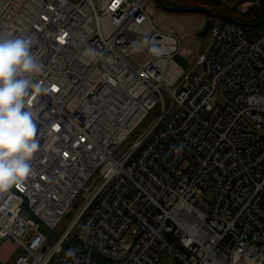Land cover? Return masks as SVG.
Wrapping results in <instances>:
<instances>
[{"label":"built area","instance_id":"2783aa9c","mask_svg":"<svg viewBox=\"0 0 264 264\" xmlns=\"http://www.w3.org/2000/svg\"><path fill=\"white\" fill-rule=\"evenodd\" d=\"M151 1L0 0L44 66L34 174L0 193L14 264H264V33L224 20L180 61Z\"/></svg>","mask_w":264,"mask_h":264},{"label":"clouds","instance_id":"9594fccd","mask_svg":"<svg viewBox=\"0 0 264 264\" xmlns=\"http://www.w3.org/2000/svg\"><path fill=\"white\" fill-rule=\"evenodd\" d=\"M33 43L31 37L0 32V193L19 187L34 174L32 161L40 149L36 116L26 101L44 91L37 82L44 66L32 53ZM144 48L154 57L165 54V49L148 37L135 43L133 50ZM83 55L91 63L103 59V53L91 47Z\"/></svg>","mask_w":264,"mask_h":264},{"label":"rangeland","instance_id":"374dc122","mask_svg":"<svg viewBox=\"0 0 264 264\" xmlns=\"http://www.w3.org/2000/svg\"><path fill=\"white\" fill-rule=\"evenodd\" d=\"M191 1L192 2H190V1L186 2L184 0H181L182 4L183 3L184 4L185 3H188V4H194L195 3V0H191ZM220 1L222 3L214 5L215 8H217V9L215 10L216 12L209 17L211 24H210L209 29L206 32V34L204 36H201L199 34L203 29H201L199 32H197L195 34L197 36L198 40L201 42L200 45L203 48L202 50H204L207 47L208 43L211 40V27L214 24H218V23H221L222 21H224V17H222V15H218V13L228 14V15H231L233 17H238L240 19L242 18L241 20L246 21L250 17L246 14L249 12L250 9H252L255 6V5H248L247 6L246 2H249V0H220ZM181 2L179 1V3H181ZM160 3H161V0H152L150 2V5H149L150 11L151 10H157V11H164L166 13L170 12L168 10L163 9V7ZM164 3L171 5V4L175 3V0H164ZM235 7H236V9H234ZM229 8H232V9L230 10ZM151 14H152V12H151ZM200 14H202V13L200 12ZM152 15H154V12ZM186 15H188L189 19H190L191 18L190 16L194 15V13H187ZM189 22H188V25H190ZM178 60H180V59L178 58ZM180 61H182V60H180ZM219 100H220V102L226 101L225 98L221 95H219ZM152 116H153V114L150 116V118ZM150 118H147L140 125L139 129L134 134V136L140 134L146 128L147 123H148ZM213 197H214L213 194L211 192H208V198L210 200H212ZM24 215H28V214L25 212ZM71 218H72V213L70 214V216H68V218L65 219V224L69 223ZM21 253H23V249H21L13 239L0 240V261L4 262L6 264H14L15 260L17 259V257Z\"/></svg>","mask_w":264,"mask_h":264},{"label":"crops","instance_id":"0c3cea01","mask_svg":"<svg viewBox=\"0 0 264 264\" xmlns=\"http://www.w3.org/2000/svg\"><path fill=\"white\" fill-rule=\"evenodd\" d=\"M168 11L170 12L151 10L152 14L154 12L152 16L155 23L163 29L177 32L182 37L181 60L194 58L203 49L195 34L204 28L208 17L200 13H194L189 19L186 12ZM188 22L190 25H188Z\"/></svg>","mask_w":264,"mask_h":264},{"label":"trees","instance_id":"16d2710c","mask_svg":"<svg viewBox=\"0 0 264 264\" xmlns=\"http://www.w3.org/2000/svg\"><path fill=\"white\" fill-rule=\"evenodd\" d=\"M181 0H175V3L169 5L167 3H164V0H161V5L164 9L172 10L174 12H186V13H202L203 15L209 17L213 15L217 8H215L214 5L222 3L220 0H195L194 4H188V3H179ZM186 2H192L191 0H184ZM230 10L232 8H229ZM236 9V7L234 8ZM238 13V12H237ZM218 15H222L224 17V20L228 21H234V22H240L247 32V34L250 37H257L260 34L264 33V0H261L260 5H255L252 9L249 10V12L246 14L250 16L246 21L241 20L238 17H233L228 14H222L218 13ZM244 19V18H243ZM207 20V21H208ZM75 244V240L71 242V246ZM0 264H6L2 261H0Z\"/></svg>","mask_w":264,"mask_h":264},{"label":"water","instance_id":"95a60500","mask_svg":"<svg viewBox=\"0 0 264 264\" xmlns=\"http://www.w3.org/2000/svg\"><path fill=\"white\" fill-rule=\"evenodd\" d=\"M210 24H211V21L208 20V21L206 22V24H205L203 30L199 33L201 36H204V35L206 34V32H207L208 29H209ZM70 214H71V212H69V213L67 214V216H70Z\"/></svg>","mask_w":264,"mask_h":264}]
</instances>
